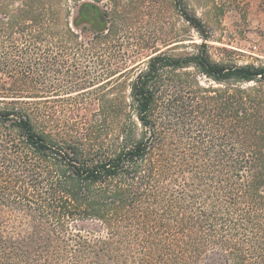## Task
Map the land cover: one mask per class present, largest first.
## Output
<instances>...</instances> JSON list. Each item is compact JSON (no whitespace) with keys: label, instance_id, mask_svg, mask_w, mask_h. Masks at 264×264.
<instances>
[{"label":"trees","instance_id":"16d2710c","mask_svg":"<svg viewBox=\"0 0 264 264\" xmlns=\"http://www.w3.org/2000/svg\"><path fill=\"white\" fill-rule=\"evenodd\" d=\"M50 1L0 0V264H264V64L215 60L183 6L200 43L93 78L68 58L120 25Z\"/></svg>","mask_w":264,"mask_h":264},{"label":"rangeland","instance_id":"374dc122","mask_svg":"<svg viewBox=\"0 0 264 264\" xmlns=\"http://www.w3.org/2000/svg\"><path fill=\"white\" fill-rule=\"evenodd\" d=\"M179 1L181 3L176 0H53L45 6L51 5L60 13L61 26H72L79 11H82L86 18L78 23L79 28L90 27L94 32L104 31L103 19L107 23L118 22L120 30L114 37L116 48L108 45V50L97 55L68 58L71 64H77L93 78L108 68L131 67L136 61L135 58L141 54L142 58H145L155 50L163 49L165 43L182 39H194L200 43L201 39L182 17L183 6L206 25L211 36L208 44L215 60L224 59L237 65L264 64L263 0H243L247 3V11H242L243 7L241 14L233 10L235 0ZM243 1L241 3H244ZM20 4L21 1L9 2L6 12L14 13ZM114 12L116 13L113 16ZM138 42L143 44L144 49L135 47ZM6 46L1 53L8 54L9 44L6 43ZM187 46V50L191 51L190 45ZM219 48H227L230 53L224 54ZM182 51L184 50L176 52ZM7 60L8 64H11V58L8 57ZM102 62L104 65H101ZM53 83L60 85L57 80Z\"/></svg>","mask_w":264,"mask_h":264}]
</instances>
